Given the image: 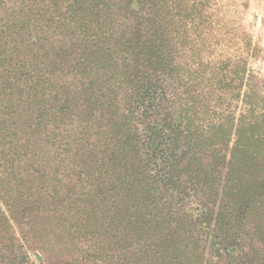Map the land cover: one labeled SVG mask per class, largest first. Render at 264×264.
<instances>
[{"label":"trees","instance_id":"16d2710c","mask_svg":"<svg viewBox=\"0 0 264 264\" xmlns=\"http://www.w3.org/2000/svg\"><path fill=\"white\" fill-rule=\"evenodd\" d=\"M214 2L1 3V199L42 215L37 248L59 264H217L207 244L264 264V108L207 121L176 65L189 14L212 29ZM208 44L219 73L230 59Z\"/></svg>","mask_w":264,"mask_h":264},{"label":"rangeland","instance_id":"374dc122","mask_svg":"<svg viewBox=\"0 0 264 264\" xmlns=\"http://www.w3.org/2000/svg\"><path fill=\"white\" fill-rule=\"evenodd\" d=\"M3 1L7 2L0 0V13ZM187 2L190 6L193 0ZM211 4L215 27L206 28L205 19L195 16V13L189 14L184 37L187 44L185 48L181 47V42L176 45V65L184 75L186 87L189 90L197 88L196 93L206 99L200 100L206 107L201 111L205 113L207 121L222 122L230 119L236 124L243 117H258L263 113L264 0H215ZM178 39L182 41L181 37ZM209 42L220 44L211 58L230 59L229 64L219 73H213V69L204 63L207 50L210 49ZM242 58L246 60L244 65L240 63ZM217 82H221L219 85L222 86H231L228 90L215 89L211 92L210 85L214 86ZM1 195L0 264H59L56 245L48 244L44 248L47 252L37 248L46 239L42 215L29 213V206L23 205L24 198L19 193L11 194L12 206L9 212ZM9 216V223L6 224L4 218ZM207 248L208 253H213L215 263L230 264L222 255L218 260L214 252L217 248L213 249L209 244Z\"/></svg>","mask_w":264,"mask_h":264}]
</instances>
